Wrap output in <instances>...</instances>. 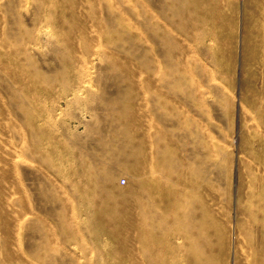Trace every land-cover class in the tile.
<instances>
[{"label": "rangeland", "instance_id": "obj_1", "mask_svg": "<svg viewBox=\"0 0 264 264\" xmlns=\"http://www.w3.org/2000/svg\"><path fill=\"white\" fill-rule=\"evenodd\" d=\"M0 264H264V0H0Z\"/></svg>", "mask_w": 264, "mask_h": 264}]
</instances>
